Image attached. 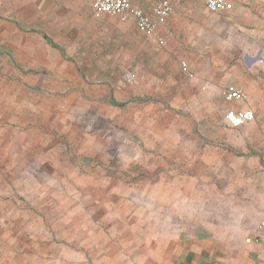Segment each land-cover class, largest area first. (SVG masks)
I'll return each mask as SVG.
<instances>
[{
	"label": "crops",
	"instance_id": "crops-1",
	"mask_svg": "<svg viewBox=\"0 0 264 264\" xmlns=\"http://www.w3.org/2000/svg\"><path fill=\"white\" fill-rule=\"evenodd\" d=\"M157 1L132 4L149 14ZM169 1L174 12L156 29L164 44H149L163 48V58H186L195 77L176 90L163 89L152 76L127 88L126 96L144 104L186 103L195 129L150 136V161L142 170L157 172L156 179L135 182L137 190L129 183L115 198L122 206L109 197L92 213L91 226H77L65 264H264V0H228L220 13L208 12L204 0ZM92 2L0 0V130L7 133L0 139L11 143L0 146L1 155L21 151L7 130L21 124L29 131L37 88L48 91L77 76L86 42L135 28L132 18H95ZM229 86L246 102L225 101ZM173 91L178 98L167 100ZM247 108L254 120L229 128L226 111ZM8 179L0 172V187Z\"/></svg>",
	"mask_w": 264,
	"mask_h": 264
},
{
	"label": "rangeland",
	"instance_id": "rangeland-1",
	"mask_svg": "<svg viewBox=\"0 0 264 264\" xmlns=\"http://www.w3.org/2000/svg\"><path fill=\"white\" fill-rule=\"evenodd\" d=\"M187 31L182 29L183 46ZM149 43L133 26L86 42L85 66L77 76L69 75L61 87L53 83L48 91H35L29 131L21 124L5 129L21 151L0 154L5 169L0 172L9 178L0 187V264H65L66 246L74 245L77 226H91L92 213L109 197L113 203L129 183L137 190L135 182L156 179L157 172L142 170L150 161V136L195 129L186 103L144 104L127 98V88L152 76L163 89L181 90L191 82L180 69L181 62L188 64L186 58H163V48ZM92 52L100 57H91ZM126 72L134 74L133 80H123ZM173 98L177 92L167 100ZM22 132L29 138L24 140ZM5 139L0 146L11 145ZM115 202L123 205L122 199Z\"/></svg>",
	"mask_w": 264,
	"mask_h": 264
},
{
	"label": "built area",
	"instance_id": "built-area-1",
	"mask_svg": "<svg viewBox=\"0 0 264 264\" xmlns=\"http://www.w3.org/2000/svg\"><path fill=\"white\" fill-rule=\"evenodd\" d=\"M203 3L205 9L211 13L224 12L229 7L228 0H204ZM173 12L174 7L169 0L157 1L149 14L135 7L132 4V0H93L92 2V13L95 18L110 16L116 17L120 22H127L132 18L137 32L157 46H163L164 44L162 37L156 33L157 26L165 24ZM180 69L182 74L189 79L194 77L193 73L189 71L186 62L180 63ZM134 77L133 73H126L123 80L129 82ZM222 96L227 102L244 103L247 100V96L233 86L225 88ZM254 117V113L250 108L238 111L228 110L225 113V119L229 128H239L253 121ZM261 226H264V223ZM252 241L258 243L259 239H246V242Z\"/></svg>",
	"mask_w": 264,
	"mask_h": 264
},
{
	"label": "trees",
	"instance_id": "trees-1",
	"mask_svg": "<svg viewBox=\"0 0 264 264\" xmlns=\"http://www.w3.org/2000/svg\"><path fill=\"white\" fill-rule=\"evenodd\" d=\"M113 104H116V105H121V103H117V102H114L112 101Z\"/></svg>",
	"mask_w": 264,
	"mask_h": 264
}]
</instances>
